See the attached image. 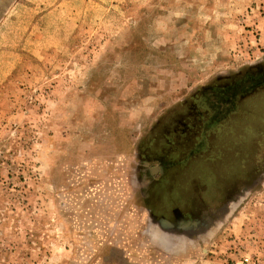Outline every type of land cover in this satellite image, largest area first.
<instances>
[{"label":"rangeland","instance_id":"rangeland-1","mask_svg":"<svg viewBox=\"0 0 264 264\" xmlns=\"http://www.w3.org/2000/svg\"><path fill=\"white\" fill-rule=\"evenodd\" d=\"M0 264H264V0H0Z\"/></svg>","mask_w":264,"mask_h":264}]
</instances>
